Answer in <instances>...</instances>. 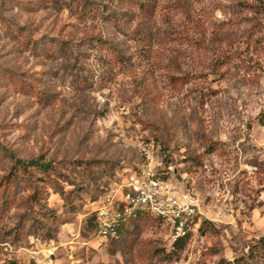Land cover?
I'll return each mask as SVG.
<instances>
[{"label":"rangeland","instance_id":"rangeland-1","mask_svg":"<svg viewBox=\"0 0 264 264\" xmlns=\"http://www.w3.org/2000/svg\"><path fill=\"white\" fill-rule=\"evenodd\" d=\"M259 1L0 0V264L247 254L264 236ZM142 173L195 203L177 251L149 213L96 234L106 190Z\"/></svg>","mask_w":264,"mask_h":264},{"label":"built area","instance_id":"built-area-1","mask_svg":"<svg viewBox=\"0 0 264 264\" xmlns=\"http://www.w3.org/2000/svg\"><path fill=\"white\" fill-rule=\"evenodd\" d=\"M141 211L162 221L171 242L191 233L195 223V203L189 194L176 192L153 174H133L106 190L98 202L97 236L117 239L122 227Z\"/></svg>","mask_w":264,"mask_h":264},{"label":"trees","instance_id":"trees-1","mask_svg":"<svg viewBox=\"0 0 264 264\" xmlns=\"http://www.w3.org/2000/svg\"><path fill=\"white\" fill-rule=\"evenodd\" d=\"M245 5V4H244ZM251 9H255V11L264 12V2L260 0L256 5H248ZM176 80H181V78H176ZM20 163V167L25 169L26 165H32L34 168L40 170L41 172L48 173L51 166L46 162H37L30 160L29 162H24L20 160H16ZM140 214H148L146 211L139 212L135 217ZM154 219L162 226L163 223L161 220L154 217ZM190 233L186 234L185 236L179 237L173 242H171L170 252L177 251L181 249L187 239L189 238ZM232 264H264V236L260 237L254 244L249 246L248 252L246 255H242L234 259Z\"/></svg>","mask_w":264,"mask_h":264}]
</instances>
